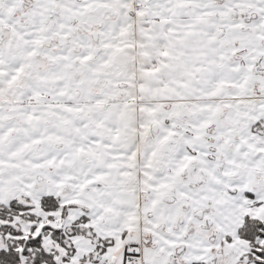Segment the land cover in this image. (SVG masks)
<instances>
[{
    "label": "snow or ice",
    "instance_id": "obj_1",
    "mask_svg": "<svg viewBox=\"0 0 264 264\" xmlns=\"http://www.w3.org/2000/svg\"><path fill=\"white\" fill-rule=\"evenodd\" d=\"M0 264H264V0H0Z\"/></svg>",
    "mask_w": 264,
    "mask_h": 264
}]
</instances>
